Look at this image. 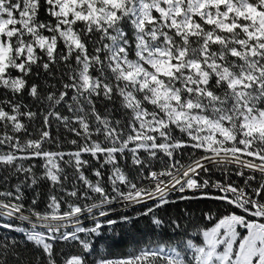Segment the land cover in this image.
<instances>
[{
  "label": "snow or ice",
  "instance_id": "obj_1",
  "mask_svg": "<svg viewBox=\"0 0 264 264\" xmlns=\"http://www.w3.org/2000/svg\"><path fill=\"white\" fill-rule=\"evenodd\" d=\"M141 217L177 238L96 253ZM0 230V264H264V0H0Z\"/></svg>",
  "mask_w": 264,
  "mask_h": 264
},
{
  "label": "trees",
  "instance_id": "obj_2",
  "mask_svg": "<svg viewBox=\"0 0 264 264\" xmlns=\"http://www.w3.org/2000/svg\"><path fill=\"white\" fill-rule=\"evenodd\" d=\"M216 178H219L218 173L213 177V179ZM233 179H236V177H233ZM172 198L175 199L176 196ZM112 207L115 209V211L110 214V218L112 219H119L121 215L135 217L136 212L140 210L139 206L136 208L132 206L125 208L120 203H116ZM224 207L225 206L211 200L192 202L178 201L177 204L169 206L168 215L175 217L177 215H182L183 210L186 208L190 210L193 213L192 217L190 219L185 218L181 221L183 228L186 229L188 233V237H185V239L191 238L194 242L199 243L200 237L197 235V230L207 223V221L203 220L201 211L211 210L213 213L223 212ZM85 223L87 226H91L90 221H85ZM22 226L25 225L22 224ZM10 235L16 236L17 239H22V234L20 233H10ZM176 238V234L173 233L169 226L166 225L162 229H155L150 221L144 217L137 220L134 225L118 224L114 226V230L111 231L105 225L99 236L94 235L91 237L96 253L103 255L124 254L132 247L143 245L149 241L175 240Z\"/></svg>",
  "mask_w": 264,
  "mask_h": 264
},
{
  "label": "built area",
  "instance_id": "obj_3",
  "mask_svg": "<svg viewBox=\"0 0 264 264\" xmlns=\"http://www.w3.org/2000/svg\"><path fill=\"white\" fill-rule=\"evenodd\" d=\"M176 195H178V194H173V196H176Z\"/></svg>",
  "mask_w": 264,
  "mask_h": 264
}]
</instances>
